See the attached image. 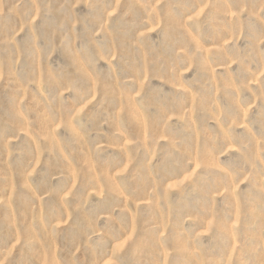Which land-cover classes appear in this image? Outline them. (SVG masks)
Listing matches in <instances>:
<instances>
[{"label":"rangeland","instance_id":"rangeland-1","mask_svg":"<svg viewBox=\"0 0 264 264\" xmlns=\"http://www.w3.org/2000/svg\"><path fill=\"white\" fill-rule=\"evenodd\" d=\"M0 264H264V0H0Z\"/></svg>","mask_w":264,"mask_h":264}]
</instances>
